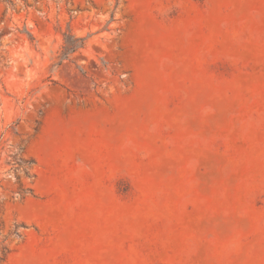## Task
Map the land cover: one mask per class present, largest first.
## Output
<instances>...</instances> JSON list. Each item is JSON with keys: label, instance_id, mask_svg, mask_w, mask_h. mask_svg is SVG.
<instances>
[{"label": "rangeland", "instance_id": "1", "mask_svg": "<svg viewBox=\"0 0 264 264\" xmlns=\"http://www.w3.org/2000/svg\"><path fill=\"white\" fill-rule=\"evenodd\" d=\"M0 264H264V0H0Z\"/></svg>", "mask_w": 264, "mask_h": 264}]
</instances>
